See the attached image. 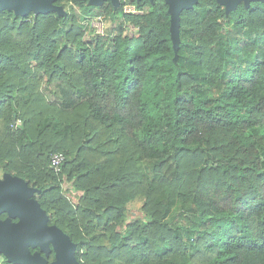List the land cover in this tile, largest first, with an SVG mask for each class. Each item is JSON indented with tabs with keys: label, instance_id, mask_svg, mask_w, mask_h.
Here are the masks:
<instances>
[{
	"label": "trees",
	"instance_id": "trees-1",
	"mask_svg": "<svg viewBox=\"0 0 264 264\" xmlns=\"http://www.w3.org/2000/svg\"><path fill=\"white\" fill-rule=\"evenodd\" d=\"M119 1L105 33L86 0L0 10V170L40 189L80 264H264V1L197 0L176 52L165 0Z\"/></svg>",
	"mask_w": 264,
	"mask_h": 264
},
{
	"label": "water",
	"instance_id": "water-1",
	"mask_svg": "<svg viewBox=\"0 0 264 264\" xmlns=\"http://www.w3.org/2000/svg\"><path fill=\"white\" fill-rule=\"evenodd\" d=\"M56 0H0V10H13L16 15L23 16L29 12L34 15L56 11L65 15L66 11ZM100 5L105 0H88ZM116 7L119 0H111ZM170 14V37L174 51L179 44L180 13L191 8L197 0H165ZM225 5V12L236 8L244 2L248 5L252 0H217ZM264 1V0H261ZM40 189L9 172L0 178V254L14 264H80L75 257L76 245L69 235L56 224L49 223L48 215L36 197ZM17 218L12 220L11 218ZM36 248V249H35ZM32 249H34L32 251ZM54 258L48 260L51 252Z\"/></svg>",
	"mask_w": 264,
	"mask_h": 264
},
{
	"label": "rangeland",
	"instance_id": "rangeland-1",
	"mask_svg": "<svg viewBox=\"0 0 264 264\" xmlns=\"http://www.w3.org/2000/svg\"><path fill=\"white\" fill-rule=\"evenodd\" d=\"M104 2H107L108 7L100 8L99 6L102 5ZM104 2L102 4H100V5H94V4L89 3L88 0H86V5H84L81 8H76V12L78 14L84 15V16L87 17V19L85 21L88 22L87 23L88 26L89 25L91 26V22H92V25L94 26V28L98 29L99 32H103V33H105L106 27H108L110 25L114 26V25L117 24V21H119V20L116 19L115 16L111 15L110 13L108 14L109 10H113L115 8L113 2L111 0H105ZM97 9H100V10L96 14ZM184 10H186V9H184ZM96 16H98V17H96ZM89 29L90 28L87 27L86 33H85L86 34L85 37H88V33H89L88 30ZM129 32L134 33V30H129ZM15 118H18V117H15ZM144 170H145L146 173L151 174L148 171L147 167H145ZM3 173L4 172L2 170H0V178H2ZM29 185H32V184H29ZM32 186H34V185H32ZM70 188H72V187H70ZM74 189H71V192L73 194H79L80 193V189H75V190ZM32 196L36 197V192H34V194ZM139 208H140V201H137V202H134V203L131 204L132 215H130V214L128 215L129 219L141 216V214L139 213ZM2 262H3V259H0V264H3ZM10 264H14V263H10Z\"/></svg>",
	"mask_w": 264,
	"mask_h": 264
},
{
	"label": "built area",
	"instance_id": "built-area-1",
	"mask_svg": "<svg viewBox=\"0 0 264 264\" xmlns=\"http://www.w3.org/2000/svg\"><path fill=\"white\" fill-rule=\"evenodd\" d=\"M122 9L124 12H138L139 11L135 8L133 4L128 3V2H124ZM91 26H93L92 22H91ZM95 31L98 33H103V32H99L98 29H95ZM20 122H21L20 118H14L10 125L12 127H16ZM64 158H65V155L61 151L52 152L50 155L49 167L52 168V170L56 173L60 172Z\"/></svg>",
	"mask_w": 264,
	"mask_h": 264
},
{
	"label": "flooded vegetation",
	"instance_id": "flooded-vegetation-1",
	"mask_svg": "<svg viewBox=\"0 0 264 264\" xmlns=\"http://www.w3.org/2000/svg\"><path fill=\"white\" fill-rule=\"evenodd\" d=\"M6 216V212H3V213H1L0 214V219H3L4 217ZM12 220H17V218L15 217V218H11ZM34 249H32V251H33Z\"/></svg>",
	"mask_w": 264,
	"mask_h": 264
}]
</instances>
